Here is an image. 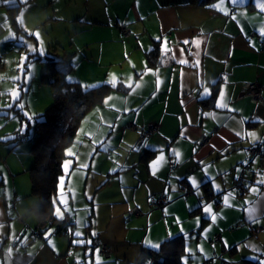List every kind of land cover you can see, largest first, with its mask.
Listing matches in <instances>:
<instances>
[{"label":"crops","instance_id":"1","mask_svg":"<svg viewBox=\"0 0 264 264\" xmlns=\"http://www.w3.org/2000/svg\"><path fill=\"white\" fill-rule=\"evenodd\" d=\"M27 1L0 0V71L14 48L5 39L9 27L25 19ZM100 1L65 0L54 18L74 21L75 34L89 33L83 52L96 67L92 85L115 77L116 88L79 125L89 120L95 129L88 130L89 140L80 139L74 166L59 183L57 197L62 192L68 202L65 210L57 200L63 219L54 215L37 229L40 197L32 191L29 167L30 181L16 177L23 167L10 170V189L0 174V264H139L142 249L150 247L145 241L161 245L178 235L183 264H264V89L259 100L248 88L264 85V12L257 0ZM220 91L227 107L217 106ZM151 124L158 130L140 143ZM258 142L263 153L250 154L247 148ZM159 193L167 202L151 206ZM203 202L212 205L214 222L202 212ZM66 215L72 222L58 232ZM102 244L111 247L109 254Z\"/></svg>","mask_w":264,"mask_h":264},{"label":"rangeland","instance_id":"2","mask_svg":"<svg viewBox=\"0 0 264 264\" xmlns=\"http://www.w3.org/2000/svg\"><path fill=\"white\" fill-rule=\"evenodd\" d=\"M28 2L30 4L24 11L25 19L21 21L18 15L19 27L18 25L9 27L10 34H14V38L9 39V44L14 48L7 53L4 58V66L0 71V174H5L4 186L8 189L12 187L13 178L7 174L16 166L21 169L23 167L16 177L19 180L30 181V175L25 169L30 167L34 160L33 154L30 152V144L36 137L37 114L43 112L53 102L51 86L48 84L39 85L40 77L47 68L48 56H55L57 59L66 58L74 65V69L69 74L70 80L81 78L82 83L87 87L92 85L94 80H98L97 78L90 79V72L93 74L96 67L88 62V58L84 56L83 52L84 45H86L84 40L89 37V33L83 31L75 34L78 26L73 25L74 21L54 18L58 17L56 14L64 9L65 0H28L26 4ZM89 2L90 0L87 4ZM100 2L98 0L99 4ZM117 6L116 4L113 10H117ZM103 14L105 13L103 12ZM38 15L40 17L46 15V17L39 22L35 20ZM32 33H39V37L37 38ZM29 45L42 49V53L39 50L32 53L29 50ZM24 56H27L28 59L22 66L21 60ZM82 60H86L84 62L86 67L81 66ZM105 69L106 67L104 71ZM21 104L24 105L23 108L20 107ZM29 115L32 117L31 120L28 118ZM102 125L106 126L105 123ZM81 126L76 133L79 140L75 137L67 145L66 150L71 149L72 152H75L81 142L80 139L87 138L89 140L88 130L95 129L94 123L89 120L84 121V125ZM22 131L26 135L19 140L18 134L20 135ZM104 148L106 149V147L103 146V151ZM74 156L66 155L63 159V162L71 161L69 172L76 160ZM104 159L106 162L111 161L110 158ZM90 160H92L91 157L88 164ZM67 175L63 170L60 179L63 177L66 179ZM1 177L2 175H0Z\"/></svg>","mask_w":264,"mask_h":264},{"label":"trees","instance_id":"3","mask_svg":"<svg viewBox=\"0 0 264 264\" xmlns=\"http://www.w3.org/2000/svg\"><path fill=\"white\" fill-rule=\"evenodd\" d=\"M153 54L154 49L149 52V59H152ZM48 58L47 68L43 71L39 82L51 86L53 102L43 112L37 114L36 137L30 144V152L34 160L28 168L32 179V191L40 197L39 204L35 207L40 216L37 229L43 228L50 220L49 217L54 216L52 201L58 195L67 145L75 139L87 111L102 102L112 88H116L108 82L91 88L84 86L78 80H70L72 63L66 58L57 59L55 56ZM25 135L24 131L18 134L19 140ZM71 222L72 220L70 222L65 220L58 228V232H66L67 225ZM35 232L38 233L36 230ZM183 243L184 240L178 235L165 239L159 249L145 247L137 263L183 264L181 260ZM247 264H260V262L248 259Z\"/></svg>","mask_w":264,"mask_h":264},{"label":"snow or ice","instance_id":"4","mask_svg":"<svg viewBox=\"0 0 264 264\" xmlns=\"http://www.w3.org/2000/svg\"><path fill=\"white\" fill-rule=\"evenodd\" d=\"M222 2H223V0H222ZM240 2H242V0H231V3H232L233 5H235V4H237V3H240ZM256 6L259 8V10H260L261 12H264V0H257ZM213 7L219 8L220 5H219V4H217V5H213ZM234 18H235V17H233V19H234ZM260 34H261L262 36H264V27H262V28L260 29ZM32 35L36 36L37 38L39 37V33H32ZM10 38H14V34H10V36H9V37H6L5 39L7 40V39H10ZM183 43L188 44L189 41H188V40H184ZM193 43H194L195 45L199 46L200 41H199V40H194ZM28 47H29V50H30L32 53H35V52H37L38 50H39L41 53H42V51H43L42 49H37L36 47H34V46H32V45H29ZM164 51H165V53H167L168 51H170L169 49H167V41H166V40L164 41ZM182 51H183V50H181V52H182ZM173 58H175V57L173 56ZM27 59H28L27 56H24V57L22 58V60H21V65H22V66H23L24 61H26ZM177 62H178V63H181V64L187 63V61H185V60H183V59L178 60ZM196 63H199V61H197ZM146 71H147V72H152V69H146ZM141 75H142V74H141ZM108 83H109L110 85H112V86H115V85L117 84V81H116L115 77H113L112 79H110V80L108 81ZM160 83H161V81L159 80V78H157V80H156L157 89H159V85H160ZM137 86H139V85H137ZM89 87H91V88H95V87H98V85H90ZM125 87L131 89V88L133 87V85H132L131 82H128V83L125 84ZM203 95H205V96L209 95V90H208L207 88H204V90H203ZM223 99H224V93H223V91H220V93H219V100H220V102H219L218 105H217L218 107H227V105L223 103ZM20 107L23 108L24 105L21 104ZM25 115H28V114L25 113ZM28 118H29V120L32 119V117H31L30 115H29ZM261 122H264V120H262ZM237 135H239V133H237ZM249 135L252 137L253 140L256 139L254 133H249ZM66 155H67V156H74V153L72 152L71 149H68V150H66ZM172 155H175V156L179 157V153L176 152L175 150L172 151ZM160 159H163V157L161 156ZM177 162H179L178 159H177ZM156 163H158V161L153 163V167H155ZM70 164H71V161H70V160H65V161L63 162V170H64V171H67L68 168H69V165H70ZM81 167H86V165H81ZM189 179H190V183H191V185L193 186V188L196 189V190L198 191V190H199V184H198V182H197V179H196L195 177H190ZM59 183H60L61 185L63 184V179H62V178L59 180ZM260 183L264 184V180L260 181ZM214 190H215V191H218V192L223 191V189H221L219 185H214ZM252 191L254 192L255 189H252ZM169 199H170V197H169ZM228 199H229L228 195H224V197H223V201H224L225 203H227ZM57 200L59 201L60 205H62V206L65 208V210L68 209V202H67L66 199H64V197H63V193H62V192H61V194H60L57 198H55V199L52 201V203H53V207H54V215H56L58 218L63 219V215H64V214L61 212L60 207L56 206V204H57ZM201 210H202V212H203L205 215H207V216L210 217L211 221L214 222V221L217 219V216L214 214V212H213V208H212V205H211V204L206 203V202H203L202 205H201ZM78 223H79V222H78ZM196 224H197V226L200 225V218H199V217L196 218ZM203 231H205V233H206L207 230H203ZM49 234H50V233H49ZM74 235H75L76 237H80V236H81V232H80V231H76V232L74 233ZM92 235H95V233H93ZM77 242H78V243H91V241H77ZM145 243L148 244L150 247H152V248H154V249H159V248H160V244H159V243H152L151 241H145Z\"/></svg>","mask_w":264,"mask_h":264},{"label":"built area","instance_id":"5","mask_svg":"<svg viewBox=\"0 0 264 264\" xmlns=\"http://www.w3.org/2000/svg\"><path fill=\"white\" fill-rule=\"evenodd\" d=\"M248 88L251 91V93L253 94V96H255L257 99H259V100L263 99L262 93H263L264 85L262 83H259L257 81L249 83ZM157 130H158L157 124H151L149 127L144 129L142 132L141 138H140L141 139L140 143H142V141L144 139L152 136ZM247 150L250 154H253V155L254 154H262L263 153V143L258 142L254 145H251L250 147L247 148ZM166 202H167L166 194L165 193H159V194L153 195L150 203H151V206L162 207ZM65 220L70 222L71 221L70 215H66ZM218 237H219V235L216 236V239ZM102 250L105 253L109 254L111 252V247L107 244H102Z\"/></svg>","mask_w":264,"mask_h":264},{"label":"water","instance_id":"6","mask_svg":"<svg viewBox=\"0 0 264 264\" xmlns=\"http://www.w3.org/2000/svg\"><path fill=\"white\" fill-rule=\"evenodd\" d=\"M242 178H243V177H240V178H239V179L241 180V182L243 181Z\"/></svg>","mask_w":264,"mask_h":264}]
</instances>
